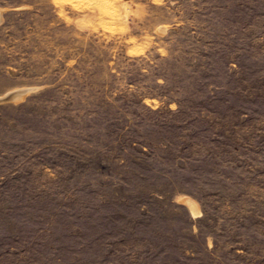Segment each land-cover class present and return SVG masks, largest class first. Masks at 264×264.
Returning <instances> with one entry per match:
<instances>
[{"label": "rangeland", "instance_id": "obj_1", "mask_svg": "<svg viewBox=\"0 0 264 264\" xmlns=\"http://www.w3.org/2000/svg\"><path fill=\"white\" fill-rule=\"evenodd\" d=\"M77 1L0 0V264H264V0Z\"/></svg>", "mask_w": 264, "mask_h": 264}, {"label": "trees", "instance_id": "obj_2", "mask_svg": "<svg viewBox=\"0 0 264 264\" xmlns=\"http://www.w3.org/2000/svg\"><path fill=\"white\" fill-rule=\"evenodd\" d=\"M190 47V46H189ZM190 54V50L188 48L184 49V53H182L183 58H175V62L176 63H182L184 62V65H186V67H188V62L190 61L188 57V55ZM126 60L130 61V60H135V59H144L143 56H128L125 55ZM160 60H166L165 57H159ZM158 62V61H157ZM133 63L131 62L130 65H132ZM176 67V65L174 66ZM175 69V68H174ZM163 68H159L158 63L154 62L153 65V74L156 73V78L160 77L164 79L165 83H159L158 81V86H160V88H166L164 91L162 92H155V93H151V92H144L142 94V96H146L149 95L151 97L156 96L157 98H159L160 100L162 99H167L168 101H175L178 106H181L182 100H184L185 95L182 94L181 92V88L180 86L177 85L176 81H178V71L177 70H171L170 73L168 74L167 72H163L162 71ZM176 71V72H175ZM193 71V70H191ZM138 74L140 75H145L141 72H138ZM169 77V78H168ZM169 79V80H168ZM167 86H170V88H167Z\"/></svg>", "mask_w": 264, "mask_h": 264}, {"label": "water", "instance_id": "obj_3", "mask_svg": "<svg viewBox=\"0 0 264 264\" xmlns=\"http://www.w3.org/2000/svg\"><path fill=\"white\" fill-rule=\"evenodd\" d=\"M12 98V94H7L6 96H4L0 101H3V100H9Z\"/></svg>", "mask_w": 264, "mask_h": 264}, {"label": "bare ground", "instance_id": "obj_4", "mask_svg": "<svg viewBox=\"0 0 264 264\" xmlns=\"http://www.w3.org/2000/svg\"><path fill=\"white\" fill-rule=\"evenodd\" d=\"M77 1V0H76ZM78 2V1H77ZM18 94V93H17ZM187 202V204L193 209L194 208V203L192 201H190L189 199L188 200H185Z\"/></svg>", "mask_w": 264, "mask_h": 264}]
</instances>
